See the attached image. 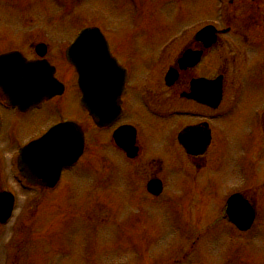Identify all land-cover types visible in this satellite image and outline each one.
Segmentation results:
<instances>
[{
    "label": "rangeland",
    "instance_id": "1",
    "mask_svg": "<svg viewBox=\"0 0 264 264\" xmlns=\"http://www.w3.org/2000/svg\"><path fill=\"white\" fill-rule=\"evenodd\" d=\"M213 2L81 0L67 9L66 0H1L0 42L22 40L37 28L43 38L57 41L58 37H73L83 26H100L133 70L128 119L138 124L142 121L147 146L144 159H164L163 177L171 199L168 206L163 201L136 198L126 205V186H135L128 173L131 167L118 151L108 147L93 150L55 189L23 186L17 181V167H9L8 173L3 170L0 174V187L13 191L17 200L13 219L0 224V264H264V151L254 115L261 103L253 101L244 110L235 106L234 114L225 112L216 121V155L199 181L189 182L177 167L176 149L163 148V139L171 138L177 118L170 120L164 131L151 127L135 100L148 85L155 87L158 82V71L149 66V54L176 33L180 35L181 29L190 31L196 21L209 18ZM161 66L156 63L155 68ZM249 88L264 89V83L247 81L239 98ZM74 95L70 85L69 94L59 104L17 119L16 138L28 137L63 119L85 120ZM234 116H238L235 123ZM248 125L251 131L246 134ZM94 137L105 140L107 135L91 133L90 139ZM247 162L254 164L248 167ZM184 168L187 175L192 172V167ZM137 169L142 175L143 169ZM244 190H252L259 200L260 217L248 232L221 220L227 197ZM203 203L207 208H202ZM118 208L120 216H115ZM203 210L210 215H199ZM215 221L211 230L197 238L200 226ZM194 244V251L186 256Z\"/></svg>",
    "mask_w": 264,
    "mask_h": 264
},
{
    "label": "flooded vegetation",
    "instance_id": "2",
    "mask_svg": "<svg viewBox=\"0 0 264 264\" xmlns=\"http://www.w3.org/2000/svg\"><path fill=\"white\" fill-rule=\"evenodd\" d=\"M67 1L66 6L70 7L78 0ZM213 3L209 18L196 21L190 31L188 29L183 33L182 30L180 35L159 44L154 54L153 52L149 54V66L151 65L153 72L158 71V82L155 87L148 85L140 95L135 96V100L143 107L145 113L143 120L149 126H158L159 130L164 131L168 128L170 120L177 118L171 138L163 139L165 145L163 148L176 149L177 167H180V174L189 182L199 181V175L208 167L210 160L214 159L218 144L215 123L225 116V112L234 114L235 106H243L244 110L245 107H250L253 101L261 103L254 115L258 121L257 135L259 141L263 143L261 147L264 151V89L249 88L244 97L239 98L245 91L247 81L251 84L258 81L264 83V0H225L224 4L214 0ZM207 26H211V29L202 33V29ZM30 32L32 34L22 40L0 42V55L17 52L19 56H24L28 60L45 61L54 67L55 77L64 83V92L45 100L37 107L25 109L21 108L19 103L9 102L4 91H13L19 87L8 83L0 85L3 89H0V174L3 170L8 173L9 167H19L20 150L27 144L42 137L56 124L66 122L63 119L49 123L42 130L18 139L15 126L17 119L34 115L48 105L59 104L69 94L71 85L75 90V99L79 100L81 110L84 112L85 120H70L76 122L83 132V153L76 163L65 167L80 166L96 148L99 150L112 148L118 151L126 166L131 167L128 173L130 179L133 178L135 186H129L127 200L131 203L135 198L149 199L152 202L163 201V204H166L171 198L168 196L163 177L165 161L160 157L144 159L147 146L141 128L142 121L138 124L128 119L127 105L132 91L133 70L121 58L119 49L103 31L109 50L123 73L124 85L117 99L121 108L118 119L110 127H99L81 103L82 93L77 84L78 75L75 67L66 58V50L72 43L71 38L62 36L55 41L39 35L41 32L39 28ZM151 58L154 60H150ZM156 63L162 64L160 69L155 68ZM170 70L174 71L175 76L167 79ZM3 72L4 68L1 66L0 75ZM121 72L119 71V74ZM20 88L23 102V86L20 85ZM226 102H231V105H227ZM226 106L230 107L227 111ZM233 118L232 122L235 123L238 116ZM248 127L249 125L246 134L251 131V129L248 131ZM121 128H124L123 133L116 137V131ZM129 128L135 129V135ZM99 132L106 133L107 138L90 139L91 133ZM64 143L69 144L66 141ZM220 144L222 145V141ZM108 158L113 159L109 156ZM253 164L254 162H247L248 167ZM184 167H192L191 173L194 176H191V173L187 175ZM137 168L143 169L142 175ZM66 171H63V175ZM152 180H160L163 184V190L158 196L148 191V184ZM194 185L196 187V184ZM244 194L252 200L250 195ZM197 208H200V203ZM202 208H207V205L203 203ZM198 214L204 217L210 215L206 210L199 211Z\"/></svg>",
    "mask_w": 264,
    "mask_h": 264
},
{
    "label": "water",
    "instance_id": "3",
    "mask_svg": "<svg viewBox=\"0 0 264 264\" xmlns=\"http://www.w3.org/2000/svg\"><path fill=\"white\" fill-rule=\"evenodd\" d=\"M86 44H90L92 47L89 54H85ZM100 44H102V39L99 30H85L84 33L81 34V38L73 45L70 60L76 65L80 73L79 84L86 92L88 108L98 124H104L115 117L118 111V105L117 107L112 105L111 99L114 92V77L108 70L109 66L103 57ZM14 59L12 55L0 57V66H5L3 78H6L8 84L11 85L17 83L18 85H16L19 87L22 84L25 96L33 98V95H35L37 98H40L36 100L39 101L44 96L52 97L62 92V84L52 77V72H50L48 68L46 69L44 65L41 67L40 65L32 64V62L25 64V61H23L22 65H17L19 67L18 70H13V66H11L12 71L8 70V64L6 65V63L14 61ZM99 117L103 119L104 122L98 121L97 118ZM73 132H76V129L74 130L70 124L53 128L42 141L34 144L30 149L26 150L24 154H28V158L34 156V162L40 164L42 162H38V159L42 160L41 155L43 151L41 150L43 146H45L43 145V141H48L51 138L63 134H67L74 138ZM39 151H41V153L37 155ZM52 152L55 155L58 154L55 151ZM76 154H78V151L74 153V157ZM61 168L62 167H20L22 174L27 177L31 183L43 186H53L59 178ZM2 206L4 210L2 211L3 213L0 212V220L5 222L13 209L12 197L9 198L6 194H0V209ZM227 212L231 221L241 230L249 229L255 219L252 206L241 196H233L229 200Z\"/></svg>",
    "mask_w": 264,
    "mask_h": 264
}]
</instances>
